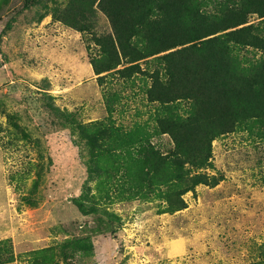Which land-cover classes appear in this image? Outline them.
Here are the masks:
<instances>
[{
	"label": "rangeland",
	"instance_id": "rangeland-1",
	"mask_svg": "<svg viewBox=\"0 0 264 264\" xmlns=\"http://www.w3.org/2000/svg\"><path fill=\"white\" fill-rule=\"evenodd\" d=\"M81 13L84 30L77 29ZM112 34L99 0L0 4V239L9 238L17 255L8 264H31L29 252L46 247L52 264H264V137L227 132L211 142V165L195 169L176 156L168 134H156L154 151L217 183L196 185L172 213L158 212L165 201L154 192L116 197L127 186L124 171L108 160L99 168L92 153L109 148V131L92 142L82 125L107 116L108 92L118 93L112 116L124 130L144 123L157 103L145 92L153 56L130 78L98 80L90 62L99 54L95 37ZM243 54L258 59L264 50ZM77 202L95 211L82 214Z\"/></svg>",
	"mask_w": 264,
	"mask_h": 264
},
{
	"label": "trees",
	"instance_id": "trees-1",
	"mask_svg": "<svg viewBox=\"0 0 264 264\" xmlns=\"http://www.w3.org/2000/svg\"><path fill=\"white\" fill-rule=\"evenodd\" d=\"M99 5L113 34L95 37L99 54L90 62L98 80L130 78L153 56L156 65L148 70L145 92L157 105L144 123L134 122L124 130L112 116L118 93L108 92L107 116L83 124L81 134L95 142L100 131H109V148L92 153L99 168L108 160L111 167L124 171L127 186L118 187L119 200L147 199L154 192L165 201L158 212H175L186 206L184 193L198 184H215L217 178L190 172L181 161L154 151L151 137L168 134L176 156L195 169L211 165V142L227 132L247 130L264 137V57L243 54L246 47L264 50V0H99ZM254 14L258 22L249 23ZM80 15L77 29H87L88 19ZM76 16L75 12L74 20ZM122 62L128 65L119 67ZM178 99L188 104L179 108ZM147 121L153 122L151 129ZM136 146L144 154L131 149ZM110 178H102L98 190ZM76 205L82 214L95 211L80 202ZM29 254L31 264H52L54 257L49 247ZM16 257L11 240L0 239V264Z\"/></svg>",
	"mask_w": 264,
	"mask_h": 264
}]
</instances>
